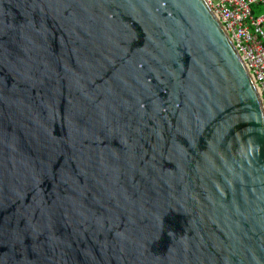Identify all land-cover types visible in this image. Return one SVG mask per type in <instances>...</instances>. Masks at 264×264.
Returning <instances> with one entry per match:
<instances>
[{"label": "water", "instance_id": "1", "mask_svg": "<svg viewBox=\"0 0 264 264\" xmlns=\"http://www.w3.org/2000/svg\"><path fill=\"white\" fill-rule=\"evenodd\" d=\"M0 264H264V104L207 0H0Z\"/></svg>", "mask_w": 264, "mask_h": 264}, {"label": "built area", "instance_id": "2", "mask_svg": "<svg viewBox=\"0 0 264 264\" xmlns=\"http://www.w3.org/2000/svg\"><path fill=\"white\" fill-rule=\"evenodd\" d=\"M228 33L264 104V14L254 16L253 6L264 0H207Z\"/></svg>", "mask_w": 264, "mask_h": 264}, {"label": "rangeland", "instance_id": "3", "mask_svg": "<svg viewBox=\"0 0 264 264\" xmlns=\"http://www.w3.org/2000/svg\"><path fill=\"white\" fill-rule=\"evenodd\" d=\"M253 8L255 9L254 16H259L264 13V3L259 5H254Z\"/></svg>", "mask_w": 264, "mask_h": 264}, {"label": "trees", "instance_id": "4", "mask_svg": "<svg viewBox=\"0 0 264 264\" xmlns=\"http://www.w3.org/2000/svg\"><path fill=\"white\" fill-rule=\"evenodd\" d=\"M256 5H259V4H255V6H256ZM254 13H255V9H254Z\"/></svg>", "mask_w": 264, "mask_h": 264}, {"label": "crops", "instance_id": "5", "mask_svg": "<svg viewBox=\"0 0 264 264\" xmlns=\"http://www.w3.org/2000/svg\"><path fill=\"white\" fill-rule=\"evenodd\" d=\"M253 13H254V8H253ZM255 14V13H254ZM264 14V13H263Z\"/></svg>", "mask_w": 264, "mask_h": 264}]
</instances>
